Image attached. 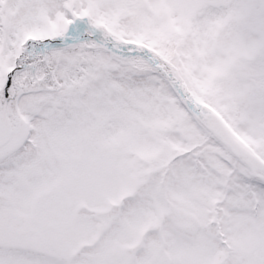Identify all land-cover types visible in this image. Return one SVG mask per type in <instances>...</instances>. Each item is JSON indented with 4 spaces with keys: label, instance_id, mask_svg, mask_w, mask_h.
<instances>
[{
    "label": "snow or ice",
    "instance_id": "obj_1",
    "mask_svg": "<svg viewBox=\"0 0 264 264\" xmlns=\"http://www.w3.org/2000/svg\"><path fill=\"white\" fill-rule=\"evenodd\" d=\"M0 264H264V0H0Z\"/></svg>",
    "mask_w": 264,
    "mask_h": 264
}]
</instances>
